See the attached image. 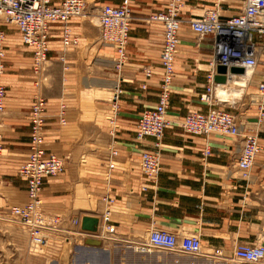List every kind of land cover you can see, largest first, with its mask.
Masks as SVG:
<instances>
[{
	"label": "crops",
	"instance_id": "obj_1",
	"mask_svg": "<svg viewBox=\"0 0 264 264\" xmlns=\"http://www.w3.org/2000/svg\"><path fill=\"white\" fill-rule=\"evenodd\" d=\"M51 1L58 4L61 0ZM85 1L86 9L119 3V0ZM215 1L184 0L167 108L171 123L165 129L161 166L155 183L150 182L140 169L141 152L152 149L151 139L138 141L135 130L139 114L145 108L153 107L159 98L163 27L160 22L150 20V16L163 10L166 0L131 3L133 19L127 45L128 58L119 82L114 81L111 57L107 60L96 58L87 64L83 56L88 50L99 48V25L91 24L86 16L71 19L69 25L79 35V44L62 50L61 25L51 24L46 71L51 77L52 88L44 92V146L47 152L65 158L62 173L43 179L44 210L47 215L59 219V230L50 232L51 238L62 240L75 235L82 230L84 215L99 218L97 230L89 231L99 232L102 213L107 207L106 197L114 199L109 218L113 230L109 235L117 240L142 238L151 229H161L178 235L198 234L204 245L219 247L226 256L231 255L237 243L264 245V119L259 123L257 106L251 105L237 112L244 129L256 131L263 147L247 177L242 176L236 165L242 148L241 138L210 136V155L203 159L204 138L185 133L180 126L188 112H204L208 108L199 95L206 86L208 61L213 52L209 41L198 45L192 42L194 33L188 20L200 15L204 8L212 7ZM241 7L242 0H221V16H231ZM1 28L5 32V70L1 80L6 85V98L1 129L0 212L9 215L11 206L23 205L27 199L25 181L17 172L29 150L33 93L23 83L25 77H30L26 68H31L32 50L21 41L17 29L7 24H1ZM64 64L81 68V86L76 95L64 94L62 90L59 77ZM147 66L152 70L149 77L143 71ZM261 69L262 63L248 83L256 79L257 84L262 78ZM117 82L121 89L119 115L111 134L106 122L101 125L97 91L103 89L108 93ZM144 83L145 89L142 88ZM110 94L112 97V92ZM62 102L66 105L64 124L57 117ZM108 117L106 113L103 120L109 121ZM111 149L116 154L109 160ZM144 184L148 187L146 190L141 188ZM73 219L78 223L73 224ZM101 240L102 244L109 241L107 238ZM118 252L120 249L109 253ZM118 255L126 263L152 264L150 261L155 260L159 264L167 260L170 264H195L193 261L188 263L186 255L157 250L147 254L121 250Z\"/></svg>",
	"mask_w": 264,
	"mask_h": 264
},
{
	"label": "built area",
	"instance_id": "obj_2",
	"mask_svg": "<svg viewBox=\"0 0 264 264\" xmlns=\"http://www.w3.org/2000/svg\"><path fill=\"white\" fill-rule=\"evenodd\" d=\"M136 0H119L118 4H103L97 13L100 27V39L109 45L115 54V68L124 66L128 58V39L132 21L131 3ZM221 0H216L212 7H206L202 13L189 18L190 29L198 39L209 37L212 57L208 61L206 86L199 95L201 102L208 106L207 110L188 112L180 122L185 133L200 135L204 138L202 156L210 155L211 145L208 141L212 135L223 137H238L242 139V148L237 160V167L243 177H247L257 154L262 150V144L256 131L244 129L242 123L232 112L218 107L221 101L216 96L219 83L214 81L217 66L227 67V78L235 74L229 72L231 66H242L251 74L262 63V78L257 82L255 103L258 109V121L264 119V0H242V7L233 15L222 17ZM184 0H166L163 10L150 16L163 27L162 49L160 63L163 68L160 79L158 102L150 108H145L138 116L135 138L142 141L151 139V150H143L140 155V169L155 183L161 166V149L166 127L171 123L167 118V108L172 91L175 73L176 49L179 43V33L182 22ZM87 14L85 0H61L53 4L51 0H0V151L2 149V126L5 112L6 85L1 77L5 70V51L3 42L5 32L1 24L14 26L21 41L32 50L31 69L35 75H43L46 71L49 50V33L52 23L61 25L60 42L62 50L79 44L76 34L69 21L84 17ZM149 77L152 74L150 66L143 69ZM45 80V78L43 77ZM119 82V81H118ZM115 85L111 97V114L108 117L114 133V127L119 115V84ZM37 84V83H36ZM146 83L142 88H146ZM45 107L46 99L41 94L33 97L30 107V137L27 159L19 166L18 176L25 181L27 199L23 205H13L9 215L15 217L26 229L30 246L39 248L48 245L50 232L59 230V219L46 214L41 197L43 179L59 175L64 171L65 158L45 149ZM66 107L61 103L57 117L61 124L65 123ZM116 154L111 149L109 160ZM142 190L148 187L144 184ZM107 207L102 213V224L99 232L79 230L76 235L82 241L87 237L107 238L138 254L152 251H164L176 255H186L192 258H202L209 262L231 261L233 263L258 264L264 261V245L262 243H237L230 256H226L219 247H209L203 244L198 234L178 235L167 230L151 229L145 237L117 240L109 235L113 225L109 222L110 206L113 198H104ZM2 213L0 212V216ZM78 220L73 219V224ZM72 234L71 236H73ZM73 238V237H70ZM69 241V237L65 238Z\"/></svg>",
	"mask_w": 264,
	"mask_h": 264
},
{
	"label": "rangeland",
	"instance_id": "obj_3",
	"mask_svg": "<svg viewBox=\"0 0 264 264\" xmlns=\"http://www.w3.org/2000/svg\"><path fill=\"white\" fill-rule=\"evenodd\" d=\"M101 5L95 6L92 9H87L86 19L91 22V24L98 25L97 13ZM92 14V15H91ZM91 15V18L88 16ZM84 18V19H85ZM93 19V20H92ZM10 28L16 30L15 27L10 25ZM192 42L200 44L201 42L209 41V39H198L196 35H192ZM99 48H93L88 50V54L83 55L87 60V64L93 63V60L100 58L101 60L112 59L111 71L115 74L114 81H120L121 74L124 70V66L127 61H125L124 66L115 68V54L109 45L99 42ZM68 67L66 64L62 66L60 70V84L64 94L76 95L79 92L81 68ZM28 75L30 77H25L24 87H30L32 91V99L36 94H41L44 96V92L50 90L51 77L48 76V71H45L43 75H35L30 67L27 66ZM102 71V69H101ZM106 71V70H105ZM27 76V75H26ZM45 78V80L43 79ZM37 83V84H36ZM98 90L97 96L100 99V117L101 125L106 122L110 127L109 121H104V116L107 113L111 114V94L113 87L108 90ZM256 79L250 81L241 97L235 99L234 101L219 102L218 107L226 110H230L239 119L237 112L241 108H248L251 105H255V94H256ZM106 100V101H104ZM102 102H106L105 105ZM64 103V102H62ZM255 103V104H254ZM243 105V106H242ZM66 107V105H65ZM105 109V110H103ZM107 110V111H106ZM106 112V113H105ZM118 118V117H117ZM108 127V128H109ZM111 129V127L109 128ZM110 131V130H109ZM76 232V231H75ZM70 237V236H69ZM69 241L66 239H54L52 238L48 245L33 248L30 246V241L26 229L21 225V223L11 215H1L0 216V264H139L135 261H124V258L119 256L121 250H128L117 244L114 241H108L101 245V247H91L85 245L84 241L81 240L76 234L71 236ZM106 241V240H105ZM120 249L118 254L109 253L110 250ZM158 253V252H157ZM156 253V254H157ZM110 255V256H109ZM188 263L191 261L195 264H252V263H233L231 261H217L209 262L202 258H192L187 256ZM152 264H156L155 260L150 261ZM159 263V262H158ZM159 264H170L167 260ZM264 264V261L262 263Z\"/></svg>",
	"mask_w": 264,
	"mask_h": 264
},
{
	"label": "water",
	"instance_id": "obj_4",
	"mask_svg": "<svg viewBox=\"0 0 264 264\" xmlns=\"http://www.w3.org/2000/svg\"><path fill=\"white\" fill-rule=\"evenodd\" d=\"M245 71V68L242 66H231L229 72L231 74H240ZM227 67L224 65L217 66V74L214 76V81L217 83H225L228 78L226 76ZM99 223V218L92 215H84L81 219V229L87 231H96ZM85 245L91 247H101L102 240L95 237H87L84 239Z\"/></svg>",
	"mask_w": 264,
	"mask_h": 264
},
{
	"label": "bare ground",
	"instance_id": "obj_5",
	"mask_svg": "<svg viewBox=\"0 0 264 264\" xmlns=\"http://www.w3.org/2000/svg\"><path fill=\"white\" fill-rule=\"evenodd\" d=\"M91 15L88 17H91ZM251 77L252 74L249 70H245L240 74H235L234 78H229L227 82L219 83L216 89V96L223 102L234 101L241 97Z\"/></svg>",
	"mask_w": 264,
	"mask_h": 264
}]
</instances>
